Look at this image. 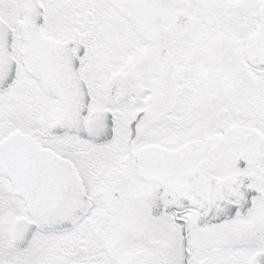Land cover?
Listing matches in <instances>:
<instances>
[{
	"label": "snow or ice",
	"instance_id": "snow-or-ice-1",
	"mask_svg": "<svg viewBox=\"0 0 264 264\" xmlns=\"http://www.w3.org/2000/svg\"><path fill=\"white\" fill-rule=\"evenodd\" d=\"M0 264H264V0H0Z\"/></svg>",
	"mask_w": 264,
	"mask_h": 264
}]
</instances>
